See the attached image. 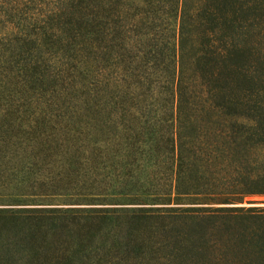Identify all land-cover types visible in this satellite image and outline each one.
<instances>
[{
    "label": "trees",
    "instance_id": "1",
    "mask_svg": "<svg viewBox=\"0 0 264 264\" xmlns=\"http://www.w3.org/2000/svg\"><path fill=\"white\" fill-rule=\"evenodd\" d=\"M251 1L0 0V231L33 264H103L87 241L113 227L125 264H205V226L251 215L192 205L264 192Z\"/></svg>",
    "mask_w": 264,
    "mask_h": 264
},
{
    "label": "rangeland",
    "instance_id": "2",
    "mask_svg": "<svg viewBox=\"0 0 264 264\" xmlns=\"http://www.w3.org/2000/svg\"><path fill=\"white\" fill-rule=\"evenodd\" d=\"M249 2L252 1L249 0ZM192 205L232 207L239 209L237 213L241 212L240 209L242 211L249 209L251 213L248 217L240 216L234 219L229 217V220L236 225L240 223L235 232L212 231L210 233L209 226H205L207 235H203L205 250L202 257L205 264H264V192H246L229 203ZM19 234L20 230L3 229L0 231V264H27L26 260L29 261V259L33 264L36 261L30 257L29 240L24 236L19 237ZM124 240V233H121L117 227H113L101 229L100 232L96 231L94 235L91 234L87 243L91 250L95 248L96 256L103 255L99 258L103 264L134 262L133 259L128 260L121 251ZM53 250L54 247L45 249L43 262L47 263L52 260ZM64 251L68 252L69 249L66 248ZM158 262L156 253L144 254L140 259L135 260L138 264H158Z\"/></svg>",
    "mask_w": 264,
    "mask_h": 264
}]
</instances>
